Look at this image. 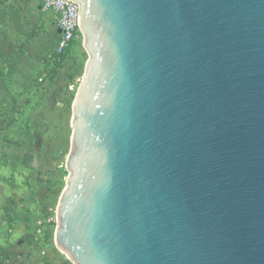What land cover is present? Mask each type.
Listing matches in <instances>:
<instances>
[{
    "label": "water",
    "instance_id": "obj_1",
    "mask_svg": "<svg viewBox=\"0 0 264 264\" xmlns=\"http://www.w3.org/2000/svg\"><path fill=\"white\" fill-rule=\"evenodd\" d=\"M71 1L88 57L56 246L73 264H264V0Z\"/></svg>",
    "mask_w": 264,
    "mask_h": 264
},
{
    "label": "rangeland",
    "instance_id": "obj_2",
    "mask_svg": "<svg viewBox=\"0 0 264 264\" xmlns=\"http://www.w3.org/2000/svg\"><path fill=\"white\" fill-rule=\"evenodd\" d=\"M25 1L10 7L23 14ZM42 57L28 86L20 72L11 79L14 90H0L1 177L10 188L0 264H73L55 243L56 207L68 174L72 102L88 55L80 40L61 52L48 43Z\"/></svg>",
    "mask_w": 264,
    "mask_h": 264
},
{
    "label": "crops",
    "instance_id": "obj_3",
    "mask_svg": "<svg viewBox=\"0 0 264 264\" xmlns=\"http://www.w3.org/2000/svg\"><path fill=\"white\" fill-rule=\"evenodd\" d=\"M12 0L0 2V90H14L11 79L24 72L23 80L28 81L36 75L47 44L54 48L56 29L51 11L41 8L43 0H26V10L16 14L10 7ZM43 17L40 18L39 14ZM27 16L26 25L19 26L18 16ZM28 24V25H27ZM2 166V165H1ZM0 166V242L7 232V223L3 212L4 203L10 191L9 183L1 177L4 171Z\"/></svg>",
    "mask_w": 264,
    "mask_h": 264
},
{
    "label": "built area",
    "instance_id": "obj_4",
    "mask_svg": "<svg viewBox=\"0 0 264 264\" xmlns=\"http://www.w3.org/2000/svg\"><path fill=\"white\" fill-rule=\"evenodd\" d=\"M41 8L52 12L55 29H60L55 35V50L65 51L82 40L77 4L71 0H43Z\"/></svg>",
    "mask_w": 264,
    "mask_h": 264
}]
</instances>
